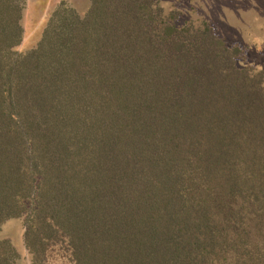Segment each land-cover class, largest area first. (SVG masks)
Masks as SVG:
<instances>
[{
    "label": "trees",
    "instance_id": "16d2710c",
    "mask_svg": "<svg viewBox=\"0 0 264 264\" xmlns=\"http://www.w3.org/2000/svg\"><path fill=\"white\" fill-rule=\"evenodd\" d=\"M211 1L61 0L18 50L26 0H0V226L26 264H264V72Z\"/></svg>",
    "mask_w": 264,
    "mask_h": 264
},
{
    "label": "rangeland",
    "instance_id": "374dc122",
    "mask_svg": "<svg viewBox=\"0 0 264 264\" xmlns=\"http://www.w3.org/2000/svg\"><path fill=\"white\" fill-rule=\"evenodd\" d=\"M60 1L26 0L21 18L23 37L16 49L29 48L36 42L45 16ZM63 1L79 13L87 7V0ZM208 10V19L217 34L227 42L245 46L243 64L264 72V0H213ZM0 238H7L18 250L21 257H16L15 264H26L18 218L8 219L0 226Z\"/></svg>",
    "mask_w": 264,
    "mask_h": 264
}]
</instances>
